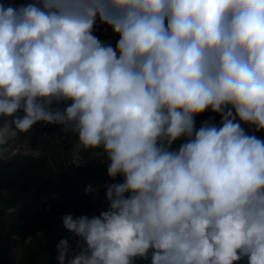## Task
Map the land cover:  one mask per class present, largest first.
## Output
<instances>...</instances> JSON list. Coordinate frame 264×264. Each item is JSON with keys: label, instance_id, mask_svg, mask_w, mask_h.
<instances>
[{"label": "clouds", "instance_id": "1", "mask_svg": "<svg viewBox=\"0 0 264 264\" xmlns=\"http://www.w3.org/2000/svg\"><path fill=\"white\" fill-rule=\"evenodd\" d=\"M38 122L122 177L58 264H264V0L0 3V161Z\"/></svg>", "mask_w": 264, "mask_h": 264}, {"label": "trees", "instance_id": "2", "mask_svg": "<svg viewBox=\"0 0 264 264\" xmlns=\"http://www.w3.org/2000/svg\"><path fill=\"white\" fill-rule=\"evenodd\" d=\"M209 119L218 124L220 116L205 110L195 118L197 127ZM36 126L40 134L60 135L57 125L38 122ZM243 127L247 133L264 139V132L247 124ZM60 136L64 137L62 147L70 152L73 147L72 142L68 141L69 134L61 133ZM70 169L74 168L63 170L53 167L45 155L39 158L15 156L0 163V264H58L56 244L61 238L73 237L71 233L62 234V229H65L62 216L67 213L74 217L99 215L98 205L102 201L103 192L92 186L94 191H86V186L90 185L87 181L75 180L66 171ZM121 180L122 177L118 175L111 184ZM13 207L17 212L9 213L7 210ZM58 224H61V236L53 239L39 234L41 230L52 229ZM37 234L39 236L34 250L12 263L11 250L15 244ZM70 254L74 253L70 251ZM135 264L147 262L138 258Z\"/></svg>", "mask_w": 264, "mask_h": 264}, {"label": "crops", "instance_id": "3", "mask_svg": "<svg viewBox=\"0 0 264 264\" xmlns=\"http://www.w3.org/2000/svg\"><path fill=\"white\" fill-rule=\"evenodd\" d=\"M29 0H4V3H12V4H21L27 3ZM68 133V141H71L72 147L74 148L76 142V136L69 132H62L60 130V135ZM60 135L57 134H43L39 133V130L35 125L30 129L28 133H25L24 136L28 137L29 143L34 146L40 147L44 152L48 162L53 167H58L61 169H66L67 161L70 155L73 152L72 150L69 152L62 147V143L58 141ZM21 136V139L24 138ZM41 139V140H40ZM81 153L87 156L86 166L83 169H70L66 170L68 173L75 179L80 181H87L89 179L92 180H100L105 182H111L114 178H109L106 174L107 161L102 156L92 155L89 151H82ZM107 208V202L102 199V210Z\"/></svg>", "mask_w": 264, "mask_h": 264}, {"label": "built area", "instance_id": "4", "mask_svg": "<svg viewBox=\"0 0 264 264\" xmlns=\"http://www.w3.org/2000/svg\"><path fill=\"white\" fill-rule=\"evenodd\" d=\"M0 3H4V0H0ZM93 31H94L95 35H97L101 41H103L105 43H110L113 46H115V43H116V40L118 39V37L114 33H112L110 27H108L107 25L100 24L99 22H97V24L94 27ZM63 139H64L63 136H59L58 141L61 142ZM29 144H30L31 151L25 153V152H23V150H21V151H18L13 157H15V156H24V157H30V158H39V157L44 156V152L42 151V149L40 147L34 146L31 143H29ZM80 157L83 158V160L79 164H76L78 161L73 158V153H72L70 155L68 161H67L66 169L68 167H73L74 169H83L86 166L87 156L83 157L80 154ZM11 159H9V160H11ZM9 160L0 161V163L7 162ZM111 182H105V181H100V180H92V179L87 180V183L90 186H92L94 188H97V189H99L100 191L103 192V198L102 199H104V197H105V192H106L107 185H110ZM101 211H102V201L98 205V213H100ZM76 239L77 238L74 237V236L68 238L70 251H71V249L75 248Z\"/></svg>", "mask_w": 264, "mask_h": 264}, {"label": "rangeland", "instance_id": "5", "mask_svg": "<svg viewBox=\"0 0 264 264\" xmlns=\"http://www.w3.org/2000/svg\"><path fill=\"white\" fill-rule=\"evenodd\" d=\"M65 233L68 234L69 232L66 229H62V234H65ZM38 236L39 234L32 237L28 242L26 240L24 242L18 241L15 244L14 248L11 250V262L15 263L20 257L34 250L36 246L35 241L38 239ZM31 240L33 241L31 242Z\"/></svg>", "mask_w": 264, "mask_h": 264}, {"label": "water", "instance_id": "6", "mask_svg": "<svg viewBox=\"0 0 264 264\" xmlns=\"http://www.w3.org/2000/svg\"><path fill=\"white\" fill-rule=\"evenodd\" d=\"M39 234L49 236L53 239L57 238L59 235H61V224H58L57 226L53 227L52 229H43L39 232ZM31 239L29 236L26 241L28 242Z\"/></svg>", "mask_w": 264, "mask_h": 264}]
</instances>
